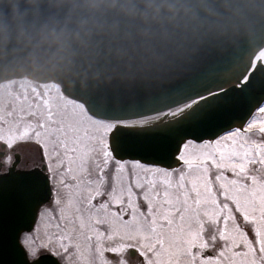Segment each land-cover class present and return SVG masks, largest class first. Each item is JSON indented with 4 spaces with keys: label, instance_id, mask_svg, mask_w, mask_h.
Listing matches in <instances>:
<instances>
[{
    "label": "snow or ice",
    "instance_id": "obj_1",
    "mask_svg": "<svg viewBox=\"0 0 264 264\" xmlns=\"http://www.w3.org/2000/svg\"><path fill=\"white\" fill-rule=\"evenodd\" d=\"M30 7L62 25L41 33L57 44L52 66L61 74L44 82L6 77L0 85L10 98L0 109V168H8L0 179L14 168L10 153L20 142L34 141L42 153L36 175L0 183V264H264V102L239 126L181 137L168 166L124 159L128 146L117 135L207 115L217 93L201 70L213 61L225 83L264 73V0L225 5L229 20L259 8V32L246 42L226 27L205 28L197 8L221 15L207 0H72L70 10L61 0H35ZM185 7L195 8L192 18L180 14ZM187 72L195 75L180 80ZM169 80L179 82L164 87ZM111 95L150 96L159 106L145 115L98 102Z\"/></svg>",
    "mask_w": 264,
    "mask_h": 264
},
{
    "label": "water",
    "instance_id": "obj_2",
    "mask_svg": "<svg viewBox=\"0 0 264 264\" xmlns=\"http://www.w3.org/2000/svg\"><path fill=\"white\" fill-rule=\"evenodd\" d=\"M35 0H0V81L6 77H20L26 74L32 79H40L52 74H61V70L53 68V53L57 47L54 40L42 39L41 33L51 30V25L55 24L54 19L34 16L31 5ZM52 3L53 0H47ZM71 8L72 0H61ZM258 4L259 0H255ZM218 6L221 15H213L205 8L196 9L199 16L207 17L209 23L205 28H210L219 34L227 28L229 35L235 36L239 41H249L252 38L253 29L259 32L260 29V10L258 7L250 8L246 17H233L232 10L221 4ZM67 11V10H66ZM82 11L87 12V9ZM119 11H121L119 9ZM122 12V11H121ZM123 13V12H122ZM181 15L184 13L181 11ZM74 21L77 17L73 16ZM56 27L62 25L55 24ZM5 49H7L5 51ZM39 52V56L35 53ZM220 57L228 56V52L219 54ZM66 71V70H65ZM222 66L217 61L201 70V74L211 81L205 87H210L217 93L215 97H208L205 104L207 115L195 117L180 124H161L154 128L144 130L126 128L122 129L117 135L122 143L128 147L122 153L124 159H141L142 162L164 163L161 166H168L171 163L169 154L174 150L176 142L184 136L194 137L203 136L209 138L211 133L227 128L229 125L239 126L246 121L249 112H253L257 106L264 101V73L256 72L247 84H243L235 78L226 79L221 75ZM195 74L191 72L182 73L180 80L192 79ZM178 80L164 82V87H171ZM220 84L225 89L220 92L215 87ZM207 96V92L203 93ZM99 103H107L115 110L124 109L126 111H139L145 115L154 114L149 109L158 107L152 97L145 96L141 100H136L129 96L111 95L106 100L100 98ZM136 115H128L126 118H134ZM16 161L13 163L16 165ZM177 165L172 163V167ZM38 168L31 170H16L15 166L11 169L10 175L0 179V183L6 187L14 179L22 178L28 174L36 175ZM5 258H7L5 254Z\"/></svg>",
    "mask_w": 264,
    "mask_h": 264
},
{
    "label": "rangeland",
    "instance_id": "obj_3",
    "mask_svg": "<svg viewBox=\"0 0 264 264\" xmlns=\"http://www.w3.org/2000/svg\"><path fill=\"white\" fill-rule=\"evenodd\" d=\"M17 81H20V80H17ZM1 83H4V82H1ZM13 91L16 93H19L21 96L23 94V90H21L18 85L13 89ZM5 92L7 93L6 89H5ZM5 95L6 94L0 92V109H3V107L8 103L10 99L8 96L6 97ZM29 96L31 98L30 90H29ZM15 103L17 107H19L21 104H23L24 107H27V102H24L22 100H16ZM15 153L19 154V162L17 165L18 168H31L33 166H40L42 163L41 161L42 153H41L40 146L36 144L34 141L20 142L14 148L13 152L10 154L13 156ZM0 160H3V157H0ZM6 167L7 166H4L2 169H6Z\"/></svg>",
    "mask_w": 264,
    "mask_h": 264
},
{
    "label": "clouds",
    "instance_id": "obj_4",
    "mask_svg": "<svg viewBox=\"0 0 264 264\" xmlns=\"http://www.w3.org/2000/svg\"><path fill=\"white\" fill-rule=\"evenodd\" d=\"M110 2H115V0H110ZM121 3H128L129 0H120ZM138 3H143V4H152V3H163L167 4L169 2L172 3H179V4H184V5H200L203 0H137ZM207 3L209 4H221L222 6L225 7V5L228 3V0H207ZM122 12L126 11V9H120ZM189 18H192L193 13L195 12V8L192 7H185L180 9ZM205 11H208L207 8H205Z\"/></svg>",
    "mask_w": 264,
    "mask_h": 264
},
{
    "label": "bare ground",
    "instance_id": "obj_5",
    "mask_svg": "<svg viewBox=\"0 0 264 264\" xmlns=\"http://www.w3.org/2000/svg\"><path fill=\"white\" fill-rule=\"evenodd\" d=\"M21 79H23V77H21V78H19V79H16V80H21ZM2 84H4V83H0V85H2ZM0 92L6 94V95H5L6 97L8 96L7 93L5 92V89H4V88H0ZM30 99H31V98H30Z\"/></svg>",
    "mask_w": 264,
    "mask_h": 264
}]
</instances>
